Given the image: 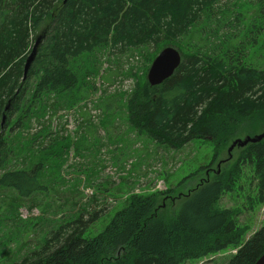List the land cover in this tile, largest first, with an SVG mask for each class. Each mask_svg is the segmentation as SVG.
Listing matches in <instances>:
<instances>
[{"label":"trees","instance_id":"1","mask_svg":"<svg viewBox=\"0 0 264 264\" xmlns=\"http://www.w3.org/2000/svg\"><path fill=\"white\" fill-rule=\"evenodd\" d=\"M235 4L0 0V189L14 194L0 227L1 222H12L19 237L22 227L34 229L37 222L41 230L49 226L47 238L34 249L26 251L32 243L26 241L21 247L24 255L15 253L0 259V264H186L229 250L237 252L226 264H255L264 255V226L246 238L248 227L239 224L238 212L221 206L226 194L240 188L247 168L256 183L251 208L264 203V139L240 147L228 170L216 171L182 197L180 210L158 209L156 214L160 195L159 199L135 195L95 237H86V232L100 217L97 200L83 199L71 209L60 205L53 185L58 178L55 173L54 181L46 176L48 168L54 172L56 157L69 149L57 147L59 132L51 126L55 112L85 98L89 78L98 71L99 55L108 51L149 57V66L145 74L136 75L126 103L127 120L139 134L173 149L194 140L211 141L214 161L247 123L253 129L263 126L264 0L254 1L251 18L246 17L248 4ZM228 23L235 32L226 30ZM171 46L181 53L182 63L171 78L153 87L148 71L161 50ZM152 47L157 52L150 55ZM253 50L262 60L254 58ZM33 124L43 130L22 153L12 133L21 135ZM42 138L39 160L32 148ZM44 197L49 203H43ZM25 206L30 211L40 207L44 220L40 215L23 220L20 210ZM53 209L58 211L55 218L48 216Z\"/></svg>","mask_w":264,"mask_h":264},{"label":"rangeland","instance_id":"2","mask_svg":"<svg viewBox=\"0 0 264 264\" xmlns=\"http://www.w3.org/2000/svg\"><path fill=\"white\" fill-rule=\"evenodd\" d=\"M231 1L239 3L241 7L248 4L245 9L249 10L250 7V10L246 17L251 18V15L255 14L253 3L256 0ZM233 27V24L228 23L225 28L233 33ZM156 52L152 47L148 54ZM252 55L257 61L262 60L254 50ZM147 57H142L138 52L112 55L108 51L100 54L98 71L89 78L90 87L85 89V98L79 99L72 108L55 112L53 124L58 125L56 129L52 128V131L59 132L57 147L63 144L69 146V149H64L63 157H56L54 172L51 173L48 168L50 174L46 173V176L54 181L55 173L58 178L59 183L55 182L53 185L60 205L71 209L72 203L80 205L83 199L88 203L97 200V210H101L100 217L89 227L86 237L100 234L115 213L124 207L123 203L135 195H156L158 199L161 196L156 214L158 209L169 213L180 210L184 203L183 196L188 195L201 182L212 179L216 171L228 170L236 162L240 147L232 149L235 141H245L248 137L253 138L264 133V125L253 129L247 126L251 122L247 123L214 161L215 150L211 141L194 140L186 146L173 149L153 140L147 134H139L127 120L126 103L135 86L136 75L145 74L149 66ZM131 72L133 77L129 75ZM121 94H125L124 99ZM15 118L17 117H12L11 124ZM45 118L50 119L49 115ZM42 130L40 126L33 124L21 135L12 133L19 139L22 153L28 152L31 138ZM44 139L38 142L36 148H32L38 159V151L43 148L39 146ZM16 163L19 165L18 161L13 162V167H17ZM251 179L252 173L247 168L240 188L226 194L221 201L222 207L238 212L239 224L248 227L246 238L264 226V203L255 204L251 208V198L254 199L256 195V183ZM48 193L50 197L53 196L50 191ZM13 196L14 194L0 189V220L4 219L5 215L9 216L8 207ZM42 201L44 204L49 203L45 197ZM93 206L91 203L90 207ZM40 210L39 207L30 211L25 206L20 213L23 220L35 219L40 215L39 218L43 221L44 213ZM57 212L53 209L49 212L50 215H47L55 218L57 216L54 214ZM48 228L49 226L41 230L37 222L34 229L28 226L20 228L23 234L17 237L19 232L12 222H1L0 259L15 253L24 255L21 247L26 241L32 242L26 251L29 248L34 249L39 241L47 238ZM8 238L13 241L7 242ZM235 251L229 250L200 261L191 260L186 264H226L229 256Z\"/></svg>","mask_w":264,"mask_h":264},{"label":"water","instance_id":"3","mask_svg":"<svg viewBox=\"0 0 264 264\" xmlns=\"http://www.w3.org/2000/svg\"><path fill=\"white\" fill-rule=\"evenodd\" d=\"M34 61V53L29 57L26 68L25 75L29 71V68ZM182 63V55L176 48L167 47L164 48L153 61L147 79L151 86L156 87L162 85L165 81L171 78L175 71L180 67ZM264 139V133L257 135L255 137H248L245 141L237 140L233 143L232 149L236 146L245 147L249 143H256ZM264 264V255L255 263Z\"/></svg>","mask_w":264,"mask_h":264},{"label":"built area","instance_id":"4","mask_svg":"<svg viewBox=\"0 0 264 264\" xmlns=\"http://www.w3.org/2000/svg\"><path fill=\"white\" fill-rule=\"evenodd\" d=\"M57 125H58V123L57 124H53V128L56 129Z\"/></svg>","mask_w":264,"mask_h":264},{"label":"crops","instance_id":"5","mask_svg":"<svg viewBox=\"0 0 264 264\" xmlns=\"http://www.w3.org/2000/svg\"><path fill=\"white\" fill-rule=\"evenodd\" d=\"M236 252H234L233 254H235Z\"/></svg>","mask_w":264,"mask_h":264}]
</instances>
